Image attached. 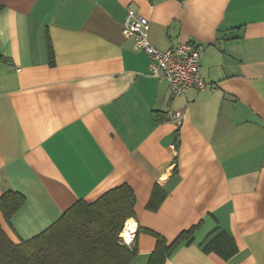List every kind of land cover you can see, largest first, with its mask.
I'll list each match as a JSON object with an SVG mask.
<instances>
[{
    "label": "crops",
    "instance_id": "obj_1",
    "mask_svg": "<svg viewBox=\"0 0 264 264\" xmlns=\"http://www.w3.org/2000/svg\"><path fill=\"white\" fill-rule=\"evenodd\" d=\"M0 225L28 239L74 202L131 187L136 256L193 228L165 264H264V0H0ZM159 49L201 46L204 89L171 96L122 33L127 9ZM48 42L53 48L49 64ZM181 111L180 123L172 118ZM177 135V138H176ZM176 139L178 145H176ZM166 193L147 208L153 187ZM226 231L223 259L199 243ZM123 232V231H122Z\"/></svg>",
    "mask_w": 264,
    "mask_h": 264
},
{
    "label": "trees",
    "instance_id": "obj_2",
    "mask_svg": "<svg viewBox=\"0 0 264 264\" xmlns=\"http://www.w3.org/2000/svg\"><path fill=\"white\" fill-rule=\"evenodd\" d=\"M48 56L49 64H53L50 42ZM165 196L162 188L155 185L147 208L157 210ZM24 201V195L12 190L0 196V211L6 221ZM134 203L131 187L121 184L91 202L77 200L46 229L17 243L9 239L0 225V264H129L136 256V244H125L120 233L125 220L134 216ZM192 232L193 228L183 230L168 241L161 234L150 231L156 238V246L148 264H165L180 245L193 240ZM199 246L204 252H214L223 259L236 252L233 238L224 230L216 231Z\"/></svg>",
    "mask_w": 264,
    "mask_h": 264
},
{
    "label": "built area",
    "instance_id": "obj_3",
    "mask_svg": "<svg viewBox=\"0 0 264 264\" xmlns=\"http://www.w3.org/2000/svg\"><path fill=\"white\" fill-rule=\"evenodd\" d=\"M149 21L129 8L122 22V33L133 39V48L144 52L149 58V75L163 79L168 83L171 96L183 94L190 89L201 90L207 86L199 71V58L201 46L189 42H181L167 49L155 47L148 39ZM172 118L180 123L182 112L172 113ZM126 229L129 236H122ZM120 236L125 244H133L135 229L124 222Z\"/></svg>",
    "mask_w": 264,
    "mask_h": 264
},
{
    "label": "bare ground",
    "instance_id": "obj_4",
    "mask_svg": "<svg viewBox=\"0 0 264 264\" xmlns=\"http://www.w3.org/2000/svg\"><path fill=\"white\" fill-rule=\"evenodd\" d=\"M127 225H128V223H127ZM131 228L133 229V227H131ZM122 236H125L126 238L129 236V234L127 233L126 229H123Z\"/></svg>",
    "mask_w": 264,
    "mask_h": 264
},
{
    "label": "rangeland",
    "instance_id": "obj_5",
    "mask_svg": "<svg viewBox=\"0 0 264 264\" xmlns=\"http://www.w3.org/2000/svg\"><path fill=\"white\" fill-rule=\"evenodd\" d=\"M122 241V240H121Z\"/></svg>",
    "mask_w": 264,
    "mask_h": 264
}]
</instances>
